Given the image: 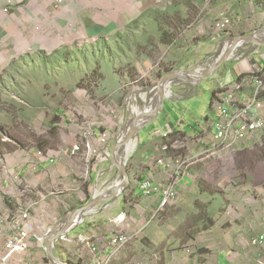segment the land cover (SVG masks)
Segmentation results:
<instances>
[{"label": "rangeland", "instance_id": "1", "mask_svg": "<svg viewBox=\"0 0 264 264\" xmlns=\"http://www.w3.org/2000/svg\"><path fill=\"white\" fill-rule=\"evenodd\" d=\"M234 4V0H176L174 3L172 0H161L155 8L147 10L154 11L149 12L152 19L142 24L139 29L135 28L134 33H127L128 25L120 38L117 35L109 36L95 42L87 39L67 46L57 39L53 45L55 51L40 52L33 59H23L11 65L0 76V197L8 196L11 203L16 205V198L12 197L14 194L3 190L2 180L9 179L11 188L15 190L21 187L15 181L18 173L25 166H31L28 160L47 161L51 158L57 162L52 182L49 179L44 185L24 188L25 194L27 191H43L56 198L64 196L62 200L67 203L73 202L75 196H71V191L74 189L79 193L86 186L83 168L86 163L81 158H72L65 164L61 152L81 145L84 135L93 132L100 135L107 133L113 147L122 131L126 130L123 137L126 136L129 120L137 119L141 113L143 116L146 109L150 115L153 114V106H158L154 105L158 91L152 92L166 75L180 69H214L218 59L225 53L224 50L229 48L227 35L216 31V22L222 14H233L230 9L236 11ZM244 6L247 15L241 7L240 12H236L243 19L240 18L234 23L235 27L242 25L243 29L238 32L233 26L231 37L235 36L233 33L236 32L245 36L264 27V16L259 15L264 13V1L247 0L245 3L244 0ZM169 7L175 10L164 14ZM107 15H111V12H107ZM143 36L157 37L156 60L151 59L142 50L146 47ZM114 41L120 45H116ZM244 48L246 51L235 52V55L239 56L229 60L226 72L229 69L234 72V67H237L236 70L241 73L243 67H248L256 61L254 57L257 59L264 55V47L258 48L249 44ZM124 53L126 58H123ZM255 64L256 62L253 65ZM221 69V73L217 72L218 75L222 74L223 68ZM187 77L190 78L187 74L173 75L164 88L165 92L174 93L173 98L167 99L164 106V113L174 126L210 115L209 101L213 82L204 79V82L190 83L187 82ZM201 82L203 84L197 87ZM179 92L182 94H178ZM166 117L165 114H160L156 120L160 129L161 122L167 126ZM142 131L135 138L137 147L129 154V159L138 149ZM130 143L131 140L128 145ZM241 145H237L235 149ZM40 153L44 157H39ZM233 156V152H223L215 156L208 175L209 182L226 186V190L222 189V192L227 196L224 195V199L219 200V203H225L226 207L222 204L217 216L218 220L221 219L220 223L225 212L231 214L230 219H225L227 223L223 228L199 234L183 247L181 259L185 264L212 263L223 248L221 246L226 245L225 239L231 251H237V244L228 238L236 235L242 222L244 211L241 210V201L245 195L239 187L242 180L239 181L238 172L234 170ZM112 176L110 174L100 177L95 192L109 187L119 176V172L117 171L113 178ZM263 177L261 173L256 180L264 181L261 179ZM22 198L25 199L26 195L23 194ZM27 203L34 206L33 199ZM77 206L72 204L73 208ZM161 210L156 213L157 219L167 213ZM177 228L178 226L175 230L180 231ZM226 233H230L229 236L225 237ZM69 235L74 236L70 232L63 236L64 240L57 243V248H63L58 257L65 263L87 264V257L76 260V257L72 259L69 256L71 253L74 255L77 250L82 252L84 245L80 242L73 243ZM38 237L44 240L45 236ZM143 240L147 242L146 239ZM33 241L30 242L29 251ZM145 241L143 243H146ZM148 245L149 243L146 247ZM134 247L133 242L128 244L117 256L119 258L124 255L118 260V264L136 263L138 259H135ZM166 247H170L167 242L159 245L160 249ZM39 248L32 251L38 255L32 256L35 259H31L30 264H53L45 247L40 244ZM222 252L224 250H221ZM152 253L160 254L161 257L153 264H167L159 249L151 250L148 254L151 256Z\"/></svg>", "mask_w": 264, "mask_h": 264}, {"label": "crops", "instance_id": "2", "mask_svg": "<svg viewBox=\"0 0 264 264\" xmlns=\"http://www.w3.org/2000/svg\"><path fill=\"white\" fill-rule=\"evenodd\" d=\"M105 1L0 0V76L11 65H15L20 60L33 59L40 52L55 51L56 48L53 45L57 39L67 46L78 41L84 42L87 39L95 42L100 39H107L109 36L123 35L128 25L140 19L145 11L155 8L161 0ZM234 1L233 6L236 11L239 13L243 7V13L247 15L244 0ZM230 11L233 13H229V17L233 21L234 29L240 32L239 30L243 29L242 25L235 27L234 23L243 17L241 15L239 17L234 9H230ZM107 12H111V15H107ZM259 15L264 16V13ZM95 17L96 19H93ZM238 32L233 33V35H240ZM254 59L256 64L253 65L254 62L248 67H243L241 73L236 70L237 67H234V72L229 71V69L225 78L209 79L213 82V88L210 90L211 96L219 86L225 85L228 80L237 82L240 75L249 74L251 71L253 72V69L264 66V55L262 58L257 57L256 59L254 57ZM220 70L222 69L220 68ZM251 79L252 77L249 75H245L241 79L240 82L245 85L240 94L241 98L254 94L256 85L255 81ZM178 94L182 93L179 92ZM209 108L210 115L198 117L196 120L187 123H179L176 126L171 124L163 110L162 115L165 114L167 126L165 127L161 122L162 128L160 129L157 126V121H155L142 131V136L138 141V149L131 155L127 165L130 186L123 196L100 206L95 215L89 217L83 225L71 232L74 236L70 237L69 235V238H72L73 243L84 244L82 245V252H85L83 255L80 250H77L74 255L73 253L69 254L72 259L76 257V260H80L82 257H87V264H96L98 258L104 259L111 253L112 238L134 235L136 238L132 241L135 244L133 250L136 254L135 259H138L134 264L156 263L161 259L160 254L152 253L151 256L148 254L154 249H159V252L163 253L162 257L166 259L167 264H185L181 259L183 256L181 249L178 248L173 236L175 227L184 223L195 212V200L201 198L198 183L209 180L208 175L215 161L214 157L223 152H235L234 147L230 150L224 149L216 138V116L211 109V99ZM147 113L146 109L143 116L141 113L140 117L143 118ZM262 114L264 115V110ZM151 115L148 113L146 118ZM95 135L96 137L101 136L98 132ZM249 140L250 138L236 144V146L246 145ZM112 148V144L109 143L105 158L83 165L86 186L79 193H76L74 189L71 191L73 193L71 196L74 195L75 200L70 203L62 200L64 196L56 198L43 191H41L43 193L27 191L25 194V189L39 184L44 185V182L49 179L50 181L53 180L57 165L56 160L54 166L50 163L51 158H48L47 161L28 160V164L31 163V166H25L26 169H21L15 178L21 187L13 190L9 179L2 180L3 190L14 194L12 197L15 196L16 205L11 203L8 196L5 198L1 195L0 213L6 215L9 212L24 208L30 205L27 201L33 199L32 221L35 226V234L36 236H45L63 219L91 202L95 196V189L100 177L110 174L116 175L117 170L112 163ZM71 153L72 149L61 152L65 164L72 158H81L85 161L83 156L71 157ZM254 177L258 178L257 175ZM174 178L178 179L176 205L168 207L164 211L167 213L157 219L156 213L160 210L162 194L160 191H154L147 195L142 191V186L149 183L153 188L164 187ZM253 180H244L239 186L245 195L241 201V210L244 211V214L236 235L228 238L237 244L235 248L237 251H231L225 239L226 245L221 246L223 247L221 250L224 252L221 253L219 250V255L215 257L212 263L208 264H257L264 259V244L260 246L251 244L252 237L264 233V221L262 220L264 215V186ZM215 185L219 187L220 193L216 196L219 198L222 189L226 190V186L220 183H215ZM23 194L26 195V200L22 198ZM72 204L78 206L73 208ZM212 209L215 210L214 206ZM223 215L224 218L221 223V219L218 220L219 217L217 216V223L211 230H218L225 226L227 223L225 219L229 218L231 214L225 212ZM76 232L78 233L76 234ZM229 234L226 233L224 236H229ZM143 239H146L147 242ZM144 241L146 243H143ZM163 242L170 244V247L160 249L159 245ZM148 243L149 245L146 247ZM34 248L36 251L39 248L35 241H33L31 250L27 254L14 257L10 264H30L31 259H35L34 254L36 255V253L32 252L35 251ZM62 249V247L56 249L57 255L60 256ZM121 256L117 257L112 264H118V260L124 255ZM70 264L73 263L70 262Z\"/></svg>", "mask_w": 264, "mask_h": 264}, {"label": "built area", "instance_id": "3", "mask_svg": "<svg viewBox=\"0 0 264 264\" xmlns=\"http://www.w3.org/2000/svg\"><path fill=\"white\" fill-rule=\"evenodd\" d=\"M215 28L217 32L224 33L229 38L232 35L233 21L227 13L222 14L216 22ZM251 80H254L256 85L254 94L251 96L241 98L240 94L245 85L243 82L232 80H228L225 85L219 86L212 93V108L216 116V138L224 149L230 150L236 144L247 141L251 136L264 131V115L262 114L264 110V78L257 76L252 77ZM109 143L110 139L107 133L99 137H96L94 132L85 134L82 145L74 147L72 156H83L86 164H91L95 160H101L107 156ZM39 157L42 158L44 155L40 153ZM50 163L53 165L55 162L52 159ZM177 183V178L172 179L166 186L158 188H153L149 183H145L142 186V191L147 195L154 191H160L162 194L160 210L165 211L168 207L176 205L178 200ZM32 210L33 206L27 205L6 215L0 213V264H10L14 257L27 254L30 242L33 240L37 244L43 245V238L35 234ZM262 220L264 221V215ZM135 238L134 235L112 238L111 253L104 259L98 258L96 264H111ZM61 240H64V237ZM83 242L85 241L83 240ZM251 244L253 246L264 244V233L252 237ZM257 264H264V259Z\"/></svg>", "mask_w": 264, "mask_h": 264}, {"label": "trees", "instance_id": "4", "mask_svg": "<svg viewBox=\"0 0 264 264\" xmlns=\"http://www.w3.org/2000/svg\"><path fill=\"white\" fill-rule=\"evenodd\" d=\"M172 1L174 3L176 0ZM186 1L191 2V0ZM174 5L176 6V4ZM174 10V8L169 7V9L167 8L166 11H164L163 13L168 14L170 12H173ZM152 11L153 10L143 13V16L140 19L131 23V25H129L127 29V33H134L135 30L139 29L142 24L144 25L145 22H149L152 19L149 12ZM156 23L158 26V22ZM117 37L120 38L121 35L118 34ZM143 37V39H145L144 44H146V47H144L142 50L145 51L151 59L156 60L158 51L157 37ZM114 43L116 44L117 41H114ZM126 57L127 55L124 53L123 58ZM245 75H249L251 77L262 76L264 78V66L257 69H253V72ZM245 75H240L237 78V82H240L243 76ZM211 109L213 111L212 99ZM250 140L248 144L241 145L237 149H235L236 145L234 146L233 150H235V152H233V167L235 172H238L239 181L242 179L241 183L244 180L252 181L254 179L253 181H256L257 184L264 186V181L256 180V177H254L256 174L258 175V177L261 173L264 175V131L251 136ZM261 179H264V177ZM198 188L201 198L195 200V212L187 218L184 225L181 224L178 226L177 229H179L180 231L175 230V243L177 244L179 249L186 247L192 240L196 238L197 235L210 231L217 223L216 217L220 209L222 208V204L224 207H226L225 203L221 202L220 204L219 200L224 199V195L227 194L221 192V196L217 198L216 196L220 192L219 189L216 187L215 183L209 182L208 180L199 181ZM213 206L215 208L214 211L212 209ZM47 261L49 262L48 259Z\"/></svg>", "mask_w": 264, "mask_h": 264}, {"label": "water", "instance_id": "5", "mask_svg": "<svg viewBox=\"0 0 264 264\" xmlns=\"http://www.w3.org/2000/svg\"><path fill=\"white\" fill-rule=\"evenodd\" d=\"M262 36H264V27L249 35H245V36L237 35V36L227 38L226 41L228 42L227 46H229V48L228 49L226 48L225 53L221 57V62H220V66L223 68L222 74L218 75L216 72H214V69H211V68L207 70H192V69L176 70L166 75V77L155 87L153 92L155 90L164 89L167 86L169 79L173 75H177V74H187L191 76H196L199 78V81H203L204 79H215V78L225 77L227 74L226 71L228 67V62L230 60L228 58L230 47L233 46L238 41L245 42L246 44L252 43L256 38H260ZM255 46L260 48V47H264V44H257ZM165 101L166 99L163 98L160 104L157 103L158 106H155L153 110V112L155 111L154 115L151 116V118L140 128L141 130L147 128L148 126L151 125V123L155 122L159 118V115L162 114L164 110ZM136 121H137L136 119L129 120L128 130L131 127L130 131L131 130L134 131L131 125H133ZM141 130L138 132L136 130L134 131L135 134L137 132L136 137L139 136V133L141 132ZM125 131L126 130L121 132V134L115 141V144L112 148V163L115 168L120 170L121 177H122L119 186L116 188V190H112V189L108 190L102 196L95 193L94 198L91 200V202L87 206L76 210L71 215L63 219V221H61L59 225L50 229L47 232L43 240V245L45 247L49 260L53 264H70V262L68 263L63 262L57 255V251H56L57 243L61 240V238L65 236L66 234H69L70 232H72L78 226L83 225L89 219V217L97 213L100 206L106 205L112 201H115L121 196H123L125 191L130 186V177L127 173V165L130 159L126 158L125 152H126V145L129 143V141L134 136L132 135L133 137L131 139H128L127 141L123 142L122 140H123Z\"/></svg>", "mask_w": 264, "mask_h": 264}, {"label": "bare ground", "instance_id": "6", "mask_svg": "<svg viewBox=\"0 0 264 264\" xmlns=\"http://www.w3.org/2000/svg\"><path fill=\"white\" fill-rule=\"evenodd\" d=\"M249 44H251V45H253L254 47H256L255 45H257V44H264V36H262V37H260V38H256L252 43H245V42H236L233 46H234V48H230V51H229V54H228V58L231 60V59H234V58H237L239 55H235V52L237 51L238 52V50H244L245 48V46H247V45H249ZM244 49H243V48ZM225 51V50H224ZM224 51H222V52H224ZM244 51H246V50H244ZM243 54V53H242ZM220 62H221V57L218 59V61H217V64L213 67L214 68V72H218V70H220V68H222L221 66H220ZM207 69V68H206ZM208 69H210L209 67H208ZM190 76V78L189 77H187L188 79V81L187 82H190V83H199L200 81H199V78L198 77H196V76H191V75H189ZM181 79H183V77L181 78ZM158 91V92H157ZM154 92H157V101L154 103V105H158V104H160V102L162 101V99L163 98H165L166 100L167 99H170V97H172L173 98V95H174V93H168V92H165V89H161V90H155ZM154 92H152V93H154ZM138 97V96H137ZM131 102V101H130ZM153 103V102H152ZM158 103V104H157ZM155 108V106H153V108L152 109H154ZM155 112V111H154ZM154 112H153V114L151 115V116H153L154 115ZM139 115V114H138ZM150 115V114H149ZM151 116L149 117V118H146V119H144L143 120V118L142 117H140V115L138 116V118L136 119L137 121L133 124V125H131L132 126V128L134 129V131L136 130L137 132L138 131H140L141 129V127L151 118ZM130 129H131V127L129 128V130H128V132H127V134H126V136L125 137H123V142L124 141H127L128 139H131L133 136V138L131 139V143L128 145V147H127V145H126V158L128 159L129 158V154H131V152H133L135 149H136V147H137V144H136V140H135V138H136V136H137V132H136V134L134 133V131H130ZM142 131V130H141ZM132 132V133H131ZM133 135V136H132ZM73 150H74V147L72 148V153H73ZM72 153H71V156H72ZM116 170L119 172V176L118 177H121V172H120V170H118L117 168H116ZM116 178L115 179V181L111 184V185H109V187H104V188H102V189H99V190H97V194H99V195H103L104 193H106L107 192V190H116V188L119 186V184H120V182H121V178ZM43 247H44V245H43Z\"/></svg>", "mask_w": 264, "mask_h": 264}]
</instances>
